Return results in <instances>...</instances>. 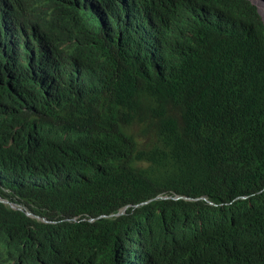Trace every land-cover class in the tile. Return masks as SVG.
Here are the masks:
<instances>
[{
  "label": "trees",
  "instance_id": "trees-1",
  "mask_svg": "<svg viewBox=\"0 0 264 264\" xmlns=\"http://www.w3.org/2000/svg\"><path fill=\"white\" fill-rule=\"evenodd\" d=\"M61 3L27 34L0 23V196L23 208L0 201V264H119L158 242L189 264H264L256 6L130 0L128 33L122 0ZM178 195L198 200L141 205Z\"/></svg>",
  "mask_w": 264,
  "mask_h": 264
},
{
  "label": "clouds",
  "instance_id": "clouds-1",
  "mask_svg": "<svg viewBox=\"0 0 264 264\" xmlns=\"http://www.w3.org/2000/svg\"><path fill=\"white\" fill-rule=\"evenodd\" d=\"M94 1L95 0H90L91 3H94ZM122 1L124 2L125 5L124 7L126 12L129 13V16L124 18L127 32L128 33L137 32V27L139 25L140 20L138 19L137 16L130 15V11H131L130 0H122ZM253 5L256 6L255 4ZM61 8H62L61 0H40V1L20 0L19 4L16 3V0H0V23L2 24L3 27L5 24L10 23L16 29L24 31L27 34L26 28L34 31L37 25V20L39 19L47 18V20L56 21V18ZM29 20L34 22L33 28L28 26ZM140 37L142 40L146 39V36L143 33H141ZM161 199L164 200L173 199L175 201H181L184 199L198 200L188 196L178 195L176 197L156 198L154 200H150L148 202L142 203L141 205L142 206L148 205V203H153ZM0 201L10 206L13 209L23 210V208L20 207L19 205L15 203H11L10 201L2 198L1 196H0ZM127 209H128L127 206H125L115 213L114 212H111L109 214L102 213L95 217L80 215V216H76L73 220L90 221V222L101 221V220H118L119 217L126 215ZM26 213L28 216H35L31 212L27 211ZM35 218H39V217L35 216ZM43 221L48 222L46 219H44ZM169 233L173 238L181 237L180 232L176 225L170 229ZM39 264H45V263L40 261ZM116 264H118V262ZM119 264H189V258L185 262H183L182 260H180L178 256V252L172 244H168L165 242L163 243L158 242V244L146 250L143 254L139 256H135L128 261H122Z\"/></svg>",
  "mask_w": 264,
  "mask_h": 264
},
{
  "label": "water",
  "instance_id": "water-1",
  "mask_svg": "<svg viewBox=\"0 0 264 264\" xmlns=\"http://www.w3.org/2000/svg\"><path fill=\"white\" fill-rule=\"evenodd\" d=\"M248 1H251L253 4L257 6L261 19L264 22V0H248Z\"/></svg>",
  "mask_w": 264,
  "mask_h": 264
},
{
  "label": "bare ground",
  "instance_id": "bare-ground-1",
  "mask_svg": "<svg viewBox=\"0 0 264 264\" xmlns=\"http://www.w3.org/2000/svg\"><path fill=\"white\" fill-rule=\"evenodd\" d=\"M16 114H17V113H16ZM33 117H34V116H33ZM35 118H36V117H35ZM53 132H54V131H53ZM55 132H56V131H55ZM2 145H3V144H2ZM4 146H5V145H4ZM14 147H15V146H14ZM29 155H30V154H29ZM8 158H10V157H8ZM24 162H25V161H24ZM23 179H24V178H23ZM11 191H12V190H11ZM11 191H10V192H11ZM158 196H159V195H158ZM111 260H113V259H111Z\"/></svg>",
  "mask_w": 264,
  "mask_h": 264
}]
</instances>
